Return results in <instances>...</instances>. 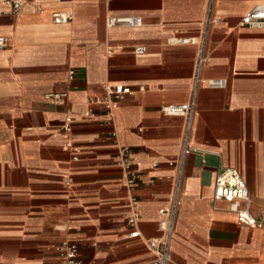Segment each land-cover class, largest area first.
Wrapping results in <instances>:
<instances>
[{
  "label": "crops",
  "instance_id": "crops-1",
  "mask_svg": "<svg viewBox=\"0 0 264 264\" xmlns=\"http://www.w3.org/2000/svg\"><path fill=\"white\" fill-rule=\"evenodd\" d=\"M22 1L13 14L0 0V264H53L62 238L85 264H150L144 242L160 235L157 209L167 202L182 124L160 107L189 97L196 54L166 40L195 34L207 0ZM256 4L264 0H214L218 23L201 75L227 84L197 89L167 264H264V28L239 24ZM59 11L69 21L54 23ZM128 16L141 25L105 23ZM135 44L145 52L135 55ZM116 85L130 92L109 111L93 100ZM59 92L62 102L44 96ZM121 146L136 172L132 189ZM220 164L240 171L261 226L214 200Z\"/></svg>",
  "mask_w": 264,
  "mask_h": 264
},
{
  "label": "built area",
  "instance_id": "built-area-1",
  "mask_svg": "<svg viewBox=\"0 0 264 264\" xmlns=\"http://www.w3.org/2000/svg\"><path fill=\"white\" fill-rule=\"evenodd\" d=\"M11 13L16 14L21 8L22 0H3ZM214 0H207L206 13L204 19L198 25L195 34L186 36H173L166 40L168 44H191L196 48V54L193 64V74L191 79V88L189 97L184 102L176 104H165L160 107L161 111L167 114H177L182 116V124L179 136V148L176 154L168 161L172 166V176L169 185V194L167 202L164 206L157 209L159 219L158 227L160 235L155 238H146L145 245L153 252V258L150 264H167L169 260L170 240L172 237L175 216L180 204L181 183L183 177L184 159L187 154L194 150L191 144L192 120L194 107L196 104L197 89L201 84L209 88H223L226 86V79H205L202 77V69L207 62V43L211 27L218 23V18L212 14ZM54 23H66L70 19L68 11L54 12L51 15ZM107 26L123 25L129 27H138L141 25L138 16L128 17H108L105 21ZM241 26H247L256 29L264 28V4H256L242 15L240 19ZM7 45V39L0 36V48ZM135 55H141L145 52V47L141 44H135L131 47ZM107 54L113 52L111 47L105 49ZM67 79L70 81L73 78L74 70H67ZM128 88H123L120 85L106 86L103 98L94 97L93 100L102 102L109 111L116 105V100L121 93H129ZM55 102H62L66 96V92L46 93L44 95ZM84 115H89L90 111L86 110ZM118 163L124 172V183L128 189H132L136 172L132 165L133 161L129 157L128 147L121 146L118 151ZM213 198L225 199L229 202V207L236 213L237 220L241 223L252 227H258L263 224V219L256 216L250 210V194L247 183L245 182L240 171L235 166L220 164L214 180ZM134 197L130 196L133 201ZM137 216L133 211L127 218L128 224H132ZM129 236H136L138 232L131 229L128 232ZM54 251L57 253V259L53 264H85L77 256L76 243L62 238L54 245Z\"/></svg>",
  "mask_w": 264,
  "mask_h": 264
}]
</instances>
